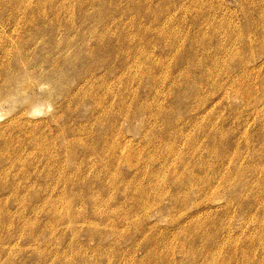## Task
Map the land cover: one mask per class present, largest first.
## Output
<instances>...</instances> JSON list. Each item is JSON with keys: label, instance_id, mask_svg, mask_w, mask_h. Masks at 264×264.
I'll use <instances>...</instances> for the list:
<instances>
[{"label": "rangeland", "instance_id": "374dc122", "mask_svg": "<svg viewBox=\"0 0 264 264\" xmlns=\"http://www.w3.org/2000/svg\"><path fill=\"white\" fill-rule=\"evenodd\" d=\"M0 264H264V0H0Z\"/></svg>", "mask_w": 264, "mask_h": 264}, {"label": "bare ground", "instance_id": "6f19581e", "mask_svg": "<svg viewBox=\"0 0 264 264\" xmlns=\"http://www.w3.org/2000/svg\"><path fill=\"white\" fill-rule=\"evenodd\" d=\"M106 39H107V38H106ZM106 39H105V40H106ZM101 40H102V39H101ZM101 42H102V41H101ZM105 43H106V42H105ZM101 44H102V43H101ZM102 46H103V45H102ZM100 47H101V46H100ZM101 48H102V47H101ZM99 52H100V51H99ZM101 61H102V60H101ZM100 63H101V62H100ZM93 94H94V93H93Z\"/></svg>", "mask_w": 264, "mask_h": 264}]
</instances>
